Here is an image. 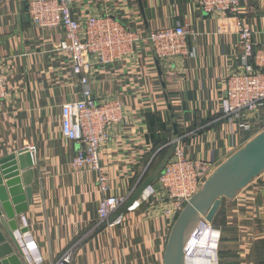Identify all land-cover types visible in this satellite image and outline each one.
Masks as SVG:
<instances>
[{
	"label": "crops",
	"instance_id": "crops-1",
	"mask_svg": "<svg viewBox=\"0 0 264 264\" xmlns=\"http://www.w3.org/2000/svg\"><path fill=\"white\" fill-rule=\"evenodd\" d=\"M28 1L0 0V69L8 83L7 95L0 98V156L34 146L33 151L28 148L35 159L31 169L36 171L31 204L21 216L43 264L54 263L69 249V264H163L170 220L159 212L148 216L140 208L115 228L97 223L101 193L96 175L73 170L77 144L61 135L62 104L79 100L82 86L72 74L68 54L55 50L62 30L33 27ZM194 2L70 0L72 14L80 21L110 16L144 33L182 21L189 24L186 41L193 56L157 61L150 46L143 44L116 65L95 66L89 77L93 96L118 100L125 116L109 129L100 150V165L110 177L112 192L125 193L136 184L132 198L138 197L145 185L156 183L177 145L186 157L213 160L217 166L252 137L242 133L235 138L216 120V99L227 76L242 64L234 20L205 14ZM240 11L257 48L264 45V0H241ZM251 63L258 64L256 59ZM151 113H158L166 124L167 131L159 132L167 140L163 146L148 139L146 114ZM161 150L169 157L165 159ZM23 172L19 169V175ZM230 202L227 218H236L218 225V264H264V172ZM223 204L222 200L220 211ZM19 222L18 216V226Z\"/></svg>",
	"mask_w": 264,
	"mask_h": 264
},
{
	"label": "built area",
	"instance_id": "built-area-1",
	"mask_svg": "<svg viewBox=\"0 0 264 264\" xmlns=\"http://www.w3.org/2000/svg\"><path fill=\"white\" fill-rule=\"evenodd\" d=\"M195 1L197 9L205 14L228 16L234 20L235 46L241 50L242 64L227 76L225 87L216 99L219 114L216 120L226 124L231 136L235 138L242 133L254 136L264 129V71L259 67H264V45L257 48L253 30L241 15V0ZM26 12L33 27L62 30V37L55 44V50L68 54L72 74L78 77L82 86L79 100L62 104L61 135L77 144L71 159L73 170H90L96 175L101 193L96 210L97 223L107 228L123 226L130 215L145 208L148 216L159 212L170 220V226L186 202L200 190L213 172L215 162L188 158L177 145L156 183L145 185L138 197L132 198L136 184L125 193L112 192L110 177L100 165V150L108 139L109 129L118 126L125 116L118 100L96 99L87 84L95 66L116 65L132 52L140 50L143 44L150 46L157 61L193 56L194 51L188 49L186 41L190 33L189 24L182 21L144 33L110 16L88 17L80 21L72 14L70 0H29ZM251 59H256L258 64L251 63ZM7 88L6 77L0 69V98L7 95ZM28 148L34 150L32 145ZM21 223V227L27 226L22 216ZM205 233L206 242L213 243L212 249H206L200 243ZM23 236L31 240L30 246L34 248L32 251L29 244H26L27 249L23 251L26 263L43 264V257L31 231L28 230ZM220 240V230L204 218L200 219L185 241L184 264H192L198 259L202 264H218ZM19 244L25 247L22 241ZM27 250L31 252L30 256ZM70 257L69 249L53 264L69 262Z\"/></svg>",
	"mask_w": 264,
	"mask_h": 264
},
{
	"label": "water",
	"instance_id": "water-1",
	"mask_svg": "<svg viewBox=\"0 0 264 264\" xmlns=\"http://www.w3.org/2000/svg\"><path fill=\"white\" fill-rule=\"evenodd\" d=\"M174 135L177 134L175 124ZM35 159L28 148L0 156V264H27L15 238L17 217L31 204V182L36 171L31 167ZM19 169L24 171L19 175ZM264 172V129L248 139L217 165L178 213L168 232L163 254V264H184V244L192 228L202 218L212 222L223 199H233L236 194ZM8 236V244L4 242ZM28 227L20 228V232ZM14 249H13V247ZM53 264V263H52ZM63 264L69 262L63 261Z\"/></svg>",
	"mask_w": 264,
	"mask_h": 264
},
{
	"label": "trees",
	"instance_id": "trees-1",
	"mask_svg": "<svg viewBox=\"0 0 264 264\" xmlns=\"http://www.w3.org/2000/svg\"><path fill=\"white\" fill-rule=\"evenodd\" d=\"M154 114H155V116H157V118L154 117ZM154 114H152V113L151 114H146L147 115V121H148V124H149V135H148V139L153 144H155L157 146H163V145H165L167 143V140L165 138H163L159 132H161V131H163V132L167 131V127H166L165 122H163L161 120L160 115L158 113L157 114L154 113ZM156 130L158 131L157 134L154 133V131H156ZM161 151L163 153H165L164 150H161ZM161 155H162V153H161ZM219 213H220V210H219L218 213H216V215H215L212 223L215 222V220L217 219Z\"/></svg>",
	"mask_w": 264,
	"mask_h": 264
},
{
	"label": "rangeland",
	"instance_id": "rangeland-1",
	"mask_svg": "<svg viewBox=\"0 0 264 264\" xmlns=\"http://www.w3.org/2000/svg\"><path fill=\"white\" fill-rule=\"evenodd\" d=\"M169 153H164V158L166 159V157L168 156L169 157V155H168ZM165 163H166V161H165ZM236 198V196L233 198V199H230V200H228V199H223V202H224V204H223V207H222V209H221V211H220V213H219V216L217 217V219L215 220V222L214 223H212V225L214 226V227H216V228H218L219 229V227H218V225L219 224H222L223 222H228V220H230V221H234L235 220V215L236 214H234V215H232L229 219L227 218V216H228V213H229V215H230V211H231V209H232V203L230 202V201H232V200H234ZM227 200V201H226ZM225 211V212H224ZM227 211V212H226ZM224 212V213H223ZM19 220H20V222H19V224L21 223V218H20V216H19ZM173 223V222H172ZM171 223V224H172ZM22 224V223H21ZM100 226H104V225H102V224H100ZM170 227H171V225H170ZM170 227H169V229H170ZM230 229H228V231H229ZM20 232V230L19 229H17V230H15V237H16V239H17V242H18V240H19V242H18V244L22 241V243L23 244H25V246H26V244H27V241H28V239L26 238V237H22L21 236V232ZM20 237L21 236V238H18V237ZM221 238H222V235H221ZM220 242H221V240H220ZM19 246H20V244H19ZM219 246H220V243H219ZM21 247V246H20ZM24 248L25 247H21V249H22V253H23V250H24ZM218 251H219V248H218ZM22 256H23V258H24V253L22 254ZM26 262V261H25Z\"/></svg>",
	"mask_w": 264,
	"mask_h": 264
},
{
	"label": "bare ground",
	"instance_id": "bare-ground-1",
	"mask_svg": "<svg viewBox=\"0 0 264 264\" xmlns=\"http://www.w3.org/2000/svg\"><path fill=\"white\" fill-rule=\"evenodd\" d=\"M216 167V166H215ZM215 169V168H214ZM21 226H23L22 224L21 225H19L18 226V228L17 229H19L20 230V228H22ZM25 227V226H24ZM27 227V226H26ZM16 229V230H17ZM29 230V229H28ZM19 232V231H18ZM25 232H27V231H25ZM25 232H22V233H20L21 234V236L24 238V236H26V237H29V235L28 234H25L24 236H23V234L25 233ZM21 236L20 237H18V238H21ZM16 238V237H15ZM17 240V239H16ZM200 243H201V245H203V246H205V248L206 249H209V247H210V249H212L213 248V243L212 242H209V243H207L206 242V233L205 234H203V236L200 238ZM27 244H29V246L31 245V240L28 238V241H27ZM18 246H19V244H18ZM20 247V246H19ZM20 249H21V247H20ZM25 249H27V247L25 246V248H24V250ZM30 249L32 250V251H34V248L33 247H31L30 246ZM22 250V249H21ZM23 250V251H24ZM27 253H28V255L30 256L31 255V252H29L28 250H27ZM35 253V252H34ZM210 253H211V251H210ZM34 256H36V254L34 255ZM192 264H202L201 263V261H200V259H198L197 261H194V262H192Z\"/></svg>",
	"mask_w": 264,
	"mask_h": 264
}]
</instances>
